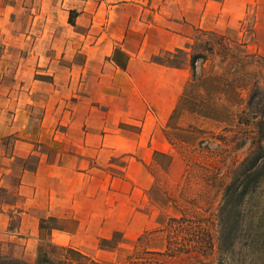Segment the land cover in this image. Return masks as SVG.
I'll use <instances>...</instances> for the list:
<instances>
[{
    "label": "rangeland",
    "instance_id": "rangeland-1",
    "mask_svg": "<svg viewBox=\"0 0 264 264\" xmlns=\"http://www.w3.org/2000/svg\"><path fill=\"white\" fill-rule=\"evenodd\" d=\"M247 3L239 10L240 15L233 14L236 18L232 23L220 25L218 31L210 30L212 26L206 22L201 27L190 22L185 26L172 25L170 30H180L183 35L173 42L179 47L146 55L168 67L187 69L179 98L167 121L159 126L166 146L159 150H117L104 154L99 163L89 167L92 174L105 178L99 184V216L94 215V210L80 216L86 219L85 228L88 224L91 227L80 238L76 235L72 245L86 256L73 254L68 250L72 248L51 241V228L65 219H43L37 251L29 264H37L40 247L41 253L45 251L56 264H264V176L259 182L252 180V189L237 201L231 211V229L223 234L224 224L219 222L226 213L224 199L232 196L226 188L234 169L252 150L264 144L260 139L264 136L256 127L258 119L247 113L253 87L264 89V0ZM233 7L230 6L231 10ZM94 8L95 4L87 7L90 21L80 18L75 29L59 21L58 28L65 26L69 36L53 39L49 43L51 51L47 46L50 39L26 37L22 32L34 26L50 28V22H19L13 7L14 20L1 24L18 33L10 38L0 37V117L10 104L13 113L30 116L27 125L37 126L41 121L40 125L47 129L54 127L55 133L41 138V150L48 157L54 158L56 151L66 152L64 146L57 145L66 141L67 136L56 134V129L61 132L69 125H81L88 116L98 117L99 99L103 97L104 102L107 93V82L100 81L103 71L85 68L84 63L105 64L106 53L118 40L97 36L105 24L100 25ZM73 18L75 13L70 14L71 21ZM128 40L139 45L137 38ZM6 45L9 47L4 50ZM28 49L33 54H27ZM196 55L201 57L194 62L193 70L190 61ZM112 58L127 59L120 49L112 53ZM52 60L55 62L50 67L47 63ZM38 62L42 66H37ZM73 62L80 66L68 70L66 65ZM113 70L108 72L107 79ZM68 77L69 85L74 78L71 87H67ZM26 79L42 81V91L37 89L33 96H20V82L23 84ZM259 108L264 111V98ZM90 109L92 113L88 115ZM24 124L21 122V126ZM136 128L127 124L125 135L134 137L131 132ZM8 152L0 147V158L9 159ZM36 161L37 157L32 155L26 163L34 165ZM7 164L2 167L12 169L11 177L22 161L16 160V166ZM52 172L58 173V169ZM5 184L8 188H0V202L12 203L15 177H7ZM74 190L68 201V220L77 224L75 217L86 204L83 208L76 206L82 199ZM70 202L75 208H70ZM53 245L58 247L52 250Z\"/></svg>",
    "mask_w": 264,
    "mask_h": 264
},
{
    "label": "crops",
    "instance_id": "crops-1",
    "mask_svg": "<svg viewBox=\"0 0 264 264\" xmlns=\"http://www.w3.org/2000/svg\"><path fill=\"white\" fill-rule=\"evenodd\" d=\"M249 1L0 0V37L10 38L18 33L14 34L12 30H6L1 25H4L6 21L14 20V18L12 19V8L15 7L14 12L17 13L15 16L19 22L29 20V22L36 23L39 19L50 22V28L45 26L43 29H38L34 26V28H28L22 32L26 37L50 39L47 46L51 51L49 43L53 39L69 36L67 28L64 29L65 26L68 25L75 29L78 27L80 18L86 20L89 18L88 21H90L87 7L95 4L93 14L97 8L100 25L105 24L104 28L98 31L97 36L118 40L114 46L110 47V52L106 53L105 64L94 63L90 66L88 61L84 63L85 68L87 66L88 68L96 67L103 71L100 81L107 82L108 94L104 93L106 94L104 102L101 100L103 97L99 99L101 104L98 107V111H100L98 117L88 116L89 118L84 119L81 125H71L72 127L69 125L61 132L59 128H55L56 134L61 133L67 136L66 141L57 145L58 147L64 146L66 152L56 151L54 156L56 159L48 157L46 151L41 150L40 144L43 142L41 139L43 136L55 133L54 127L50 126L47 129L40 125L41 121L37 126L27 125L30 116L24 118L23 112L13 113L11 110L14 108L10 104H8V109L2 110L0 147L8 149L9 159L0 158V188L7 190L8 186L4 185L7 177L11 179L14 176L17 184L13 202H0L1 257L31 263L37 251L40 222L43 219H65L61 225L51 228V241L59 246L74 248L72 245L76 235H78L77 238H80L91 227L88 224L86 229V223H84L86 219L80 218V216L93 210L96 212L94 215L99 216V207L102 205L99 184L105 181V178L92 174L89 167L96 165V161L99 163L101 157L108 151L113 154L117 150L126 152L135 149L159 150L166 146L164 137H161L159 126L167 121L179 98V89L186 80L187 69L168 67L164 63L151 61V57H146V55L179 47L173 42L183 35L180 34V30L179 32L170 30L173 28L172 25L185 26L190 22L201 27L203 22H206L211 24L210 30L218 31L220 25L232 23L236 18L234 15H240L241 11L239 12V10L243 6L246 7ZM35 6L38 8L37 10L33 8L31 11L28 8ZM230 6H234L232 10ZM29 10L33 14H30ZM72 13H75L74 23H70V14ZM93 14L91 19L95 22L96 17ZM59 21H61V25L65 26L58 28ZM133 38L138 39L139 45L128 40ZM8 47L9 45H6L4 50ZM116 49H120L127 59L121 61L113 59L112 53ZM26 53L33 54L32 49H28ZM39 62L37 66H42V63ZM54 62L55 60H52L47 64L52 67ZM79 66V63L75 64L74 62L66 65L68 70ZM111 68L114 69L112 76L107 79ZM73 81L74 78L69 85L68 77L67 87H71ZM20 85V96H33L37 89L42 91L43 88L42 81L39 79H26L23 84L20 82ZM99 88L101 87L99 86ZM51 91L52 96L53 86ZM11 95L9 93L10 97ZM91 113L90 109L88 115ZM20 116L23 117L22 120ZM2 118L4 120L1 121ZM21 122L26 124L21 126ZM127 124L137 127L131 132L134 137L125 135L124 126ZM146 135L148 137L144 140ZM32 155L37 157V161L34 165H28L26 160ZM16 160H21L22 164L18 166L17 173L11 174L10 177L12 169L2 166L7 163V165H15ZM74 167L75 172L72 169ZM76 168L81 169L82 172L77 171ZM55 169H58V173L52 172ZM73 173L79 177L76 178ZM73 190L82 199L76 206L82 205L83 208L86 204V208L79 213V216L75 217L78 221L77 224L68 220L70 213L68 201ZM70 206V208H75V204H71V202ZM90 220L93 221L92 218ZM59 232L62 234L59 235Z\"/></svg>",
    "mask_w": 264,
    "mask_h": 264
},
{
    "label": "trees",
    "instance_id": "trees-1",
    "mask_svg": "<svg viewBox=\"0 0 264 264\" xmlns=\"http://www.w3.org/2000/svg\"><path fill=\"white\" fill-rule=\"evenodd\" d=\"M70 23H74L70 20ZM201 56H193L190 61V65L194 70V62L196 59ZM264 98V89L259 87L258 85L254 86L247 101V113L255 116L258 121L256 122V127L258 128L259 133L264 136V111L260 110L259 106ZM260 101V102H259ZM252 116V117H253ZM261 140H264L263 137H260ZM264 176V144L259 145L256 149L250 152V155L245 158V160L241 163V165L234 169L232 173L231 182L227 186V191L231 193L232 196H229L225 200V206L223 208L226 209V213L224 217L219 219L221 224H224L223 234L225 230L231 229L233 219L230 218L231 211L235 208L238 200H241V197L244 196L248 190H251V182L252 180L260 181V179ZM240 188V189H239ZM226 193V192H225ZM234 199V200H233ZM231 200V201H230ZM228 202V203H227ZM245 218L246 212L244 213V220L242 222L241 228L245 227ZM58 246H51L52 250ZM40 247L37 257V264H56L54 263L49 255L44 251L43 253ZM51 248H47L48 250ZM64 248V247H63ZM71 253L85 257L83 253H79L75 251V249H68ZM221 250V248H220ZM40 255V256H39ZM0 264H28L27 262L14 258H5L0 256ZM94 264H98L97 262Z\"/></svg>",
    "mask_w": 264,
    "mask_h": 264
}]
</instances>
